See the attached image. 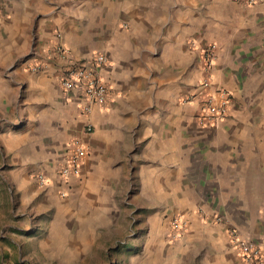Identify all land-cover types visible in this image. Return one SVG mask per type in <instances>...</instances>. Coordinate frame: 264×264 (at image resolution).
I'll return each instance as SVG.
<instances>
[{
    "label": "crops",
    "instance_id": "0c3cea01",
    "mask_svg": "<svg viewBox=\"0 0 264 264\" xmlns=\"http://www.w3.org/2000/svg\"><path fill=\"white\" fill-rule=\"evenodd\" d=\"M0 7V119H17L0 131V149L25 190L45 172L43 193L64 186L107 211L127 179L140 185V198L172 201L189 244L222 264H248L232 236L264 238V0H0ZM211 44L214 87L228 89L232 104L225 118L202 125L185 98L204 76L202 49ZM99 53L109 59L99 66L109 94L88 115L83 91L60 81L69 61L93 64ZM77 140L90 153L81 174L62 185L59 170Z\"/></svg>",
    "mask_w": 264,
    "mask_h": 264
},
{
    "label": "rangeland",
    "instance_id": "374dc122",
    "mask_svg": "<svg viewBox=\"0 0 264 264\" xmlns=\"http://www.w3.org/2000/svg\"><path fill=\"white\" fill-rule=\"evenodd\" d=\"M191 112L197 118L194 106ZM10 115L0 119V131L17 126ZM14 171L0 149V264H222L200 244H189L187 232L174 236L181 215L172 201L140 198L133 181L116 185L104 211L93 210L91 196L43 193L39 183L25 190V178Z\"/></svg>",
    "mask_w": 264,
    "mask_h": 264
},
{
    "label": "built area",
    "instance_id": "2783aa9c",
    "mask_svg": "<svg viewBox=\"0 0 264 264\" xmlns=\"http://www.w3.org/2000/svg\"><path fill=\"white\" fill-rule=\"evenodd\" d=\"M2 9L0 7V15ZM58 52L63 59L69 58V49L58 43ZM217 48L211 44L202 49L204 76L198 81L195 88L189 92L185 101L195 107L198 121L202 125H214L219 119L225 118L232 104L231 92L221 86L214 87L211 71L217 59ZM108 56L102 53L94 57L93 64L88 61H69L65 74L61 78V85L66 90H82L86 97L84 111L90 115L95 106L106 104L109 94V85L99 72V66L108 62ZM93 125L87 122L86 131L91 132ZM90 153L89 147L79 140L75 141L73 152L69 160L60 168L58 179L62 185L67 184L74 176L81 174L83 159ZM39 185L46 187L50 178L45 172L38 176ZM60 192L67 195V188L62 186ZM186 221L182 217L174 219L173 235L181 236L186 232ZM233 240L240 251L242 258L248 264H264V238L258 242L252 238H240L233 231Z\"/></svg>",
    "mask_w": 264,
    "mask_h": 264
}]
</instances>
